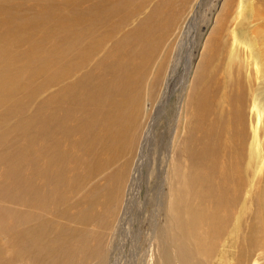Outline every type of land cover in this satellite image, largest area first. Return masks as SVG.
Masks as SVG:
<instances>
[{
    "label": "rangeland",
    "instance_id": "1",
    "mask_svg": "<svg viewBox=\"0 0 264 264\" xmlns=\"http://www.w3.org/2000/svg\"><path fill=\"white\" fill-rule=\"evenodd\" d=\"M90 1L44 0L42 9L31 2L25 41L12 49L15 92L9 106H0V264L161 263L154 232L163 224L173 166L199 161L207 123L202 96L211 106L226 105V92L233 100L243 96L244 104L234 102L232 111L240 118L233 127L246 189L256 191L264 171V116L255 128L251 104L255 28L264 34L251 16L263 0H114L119 28L100 52L115 48L103 76L87 78L82 70L54 81L53 68L46 78L57 46ZM232 3L228 24L217 30ZM127 71L134 78L145 72L134 124L127 112L130 91L121 90ZM156 111L140 161L144 130ZM253 142L260 143V156ZM245 205L242 199L237 212ZM254 259L264 264L260 253Z\"/></svg>",
    "mask_w": 264,
    "mask_h": 264
},
{
    "label": "bare ground",
    "instance_id": "2",
    "mask_svg": "<svg viewBox=\"0 0 264 264\" xmlns=\"http://www.w3.org/2000/svg\"><path fill=\"white\" fill-rule=\"evenodd\" d=\"M113 1L96 0L95 6L92 7V0L90 1L91 6L75 13L72 32L64 35V39H61L57 46L56 65L45 69L46 78L53 68L55 74L51 76V79L54 81L71 79L72 75L76 73L78 75V71L82 70H84L83 75L87 74V78L103 76V70L108 68L107 64L103 65V63L109 62L112 55L110 51L115 48L110 46L104 56L100 55V52L104 50L105 43L114 38L119 28L114 18L117 17L119 11L116 9L120 6L118 3L113 5ZM31 2L32 7L42 9L44 0H0V106H9V97L15 92L13 77L16 75L11 66L12 49L25 41ZM233 5L234 3L231 4L229 11L224 13V19L219 23L220 27L217 30L223 28L225 22L229 21L233 13ZM252 12L251 17L259 20L264 27V6L258 7L257 14ZM242 22L239 21L236 27L239 28ZM261 30L263 28L260 27L254 30L253 43L256 49L251 51V64L257 75V86L253 85L255 88L251 93L252 108L257 113L256 126H259L261 115L264 116V34ZM241 35L243 43H246V37L242 33ZM235 36H237L236 32ZM101 65L103 68L99 70ZM134 73L132 71L124 73L122 80L125 83L121 86V90L130 91L129 94H131L132 101L130 102V99L127 101L128 104L130 103V110L127 112L130 113L129 118L133 119V124L137 122L136 115L139 112L141 94L138 98V91H142L146 82L145 72L142 73V77L139 75L138 78H134ZM213 77L216 78L215 75ZM212 79L209 77L207 82L211 83ZM74 84L75 82L73 86ZM73 90L71 88V92L69 88L67 99H72ZM135 93L136 95H133ZM204 97L199 99V105L200 111L202 110L201 114L205 115L207 123L202 129L199 161L195 160L194 163L186 166L176 162L173 166L167 201L162 207L163 224L159 228L155 227L157 231L154 234L159 241L158 249L161 259L159 264H255L254 255L257 252L264 257V171L256 180L258 185L256 191L246 189L245 179L240 174L241 156L238 146L240 139L237 129L233 127L234 122L240 121V118L236 119L232 111L234 102L237 101L240 108L244 104V99L239 94L233 100L226 92L222 98L226 105L218 101L211 106L205 104ZM63 99L66 101L65 98ZM127 102L120 100L118 105L120 108H126ZM156 114L157 111L148 123L147 130H144L146 131V134L144 133L146 142H143V147L139 148L140 161L145 154L149 138L153 134V127L157 122ZM6 128L8 130V127ZM240 136L242 140V134ZM250 147H253L256 152L261 148L260 143L255 142ZM255 151L252 152L255 153ZM259 153H261L260 150ZM133 172V179L136 180L138 174L135 169ZM132 183H134L133 180ZM242 199L246 205L237 212V205Z\"/></svg>",
    "mask_w": 264,
    "mask_h": 264
}]
</instances>
